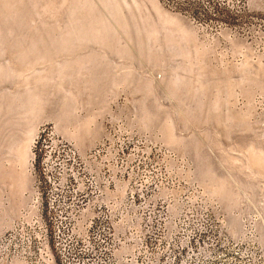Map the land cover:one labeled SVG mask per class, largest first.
Masks as SVG:
<instances>
[{
  "label": "rangeland",
  "instance_id": "obj_1",
  "mask_svg": "<svg viewBox=\"0 0 264 264\" xmlns=\"http://www.w3.org/2000/svg\"><path fill=\"white\" fill-rule=\"evenodd\" d=\"M43 128L112 264H264V0H0V234L39 213Z\"/></svg>",
  "mask_w": 264,
  "mask_h": 264
},
{
  "label": "built area",
  "instance_id": "obj_2",
  "mask_svg": "<svg viewBox=\"0 0 264 264\" xmlns=\"http://www.w3.org/2000/svg\"><path fill=\"white\" fill-rule=\"evenodd\" d=\"M48 130L43 128L38 133L33 147L39 156L44 155L41 168L45 178L41 182H46V190L42 191L49 193L52 216H42L37 190L39 213L34 225H12L0 234V264H112L115 250L112 234L117 225L110 214L101 211L99 196L87 200L81 191L78 195L74 152H66L63 142ZM46 219H53L52 230L43 228ZM96 231L100 237L94 240L92 235ZM49 233H56L55 243L44 244V236ZM186 257L190 260V255Z\"/></svg>",
  "mask_w": 264,
  "mask_h": 264
},
{
  "label": "bare ground",
  "instance_id": "obj_3",
  "mask_svg": "<svg viewBox=\"0 0 264 264\" xmlns=\"http://www.w3.org/2000/svg\"><path fill=\"white\" fill-rule=\"evenodd\" d=\"M38 155H39V153H38ZM40 170L42 171V168ZM40 184H42V186H43L42 190H46V182H40ZM38 198H39L38 205L41 206L42 216H52V207H51V205H49V193H47L46 191H42V193H40V191H39ZM52 227H53V219H46L45 221H43V228L45 230H52ZM44 237L51 239L52 242L55 243L56 233L45 234ZM44 244H48V243L44 241Z\"/></svg>",
  "mask_w": 264,
  "mask_h": 264
}]
</instances>
